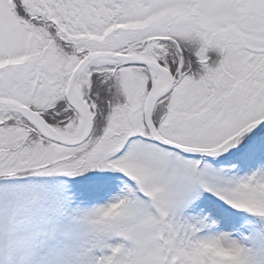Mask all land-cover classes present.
<instances>
[{"label":"snow or ice","instance_id":"snow-or-ice-1","mask_svg":"<svg viewBox=\"0 0 264 264\" xmlns=\"http://www.w3.org/2000/svg\"><path fill=\"white\" fill-rule=\"evenodd\" d=\"M0 264H264V0H0Z\"/></svg>","mask_w":264,"mask_h":264}]
</instances>
